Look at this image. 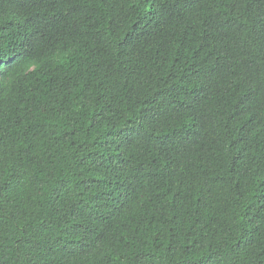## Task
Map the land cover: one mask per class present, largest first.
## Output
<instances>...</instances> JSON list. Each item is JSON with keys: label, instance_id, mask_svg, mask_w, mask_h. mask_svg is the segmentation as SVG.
I'll list each match as a JSON object with an SVG mask.
<instances>
[{"label": "trees", "instance_id": "16d2710c", "mask_svg": "<svg viewBox=\"0 0 264 264\" xmlns=\"http://www.w3.org/2000/svg\"><path fill=\"white\" fill-rule=\"evenodd\" d=\"M0 264H264V0H0Z\"/></svg>", "mask_w": 264, "mask_h": 264}]
</instances>
